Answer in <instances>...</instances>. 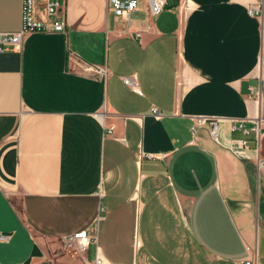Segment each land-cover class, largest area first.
Masks as SVG:
<instances>
[{
	"label": "crops",
	"instance_id": "1",
	"mask_svg": "<svg viewBox=\"0 0 264 264\" xmlns=\"http://www.w3.org/2000/svg\"><path fill=\"white\" fill-rule=\"evenodd\" d=\"M60 1L66 29L0 51V264H264V0Z\"/></svg>",
	"mask_w": 264,
	"mask_h": 264
},
{
	"label": "built area",
	"instance_id": "2",
	"mask_svg": "<svg viewBox=\"0 0 264 264\" xmlns=\"http://www.w3.org/2000/svg\"><path fill=\"white\" fill-rule=\"evenodd\" d=\"M116 17L129 19L131 14L139 7V0H108ZM166 0H149V9L151 14H159L165 7ZM186 8H191V0H185ZM64 8L60 0H22V24L19 30L0 31V51L7 46L20 47L23 37L27 32L33 31H60L66 29L67 22L64 18ZM250 14H255L259 18L264 16V5L262 2H257L248 7ZM74 55H71L73 57ZM85 68L99 73L106 77L109 73L108 68L103 64L86 63ZM125 83L133 89L139 91V85L133 76H124ZM158 113V109L154 110ZM212 125V133L217 139L218 118H209ZM200 121H206V118H201ZM255 125L252 128L246 127L245 118H234L231 124L232 130H242L245 133L255 131L259 137L262 133V122L259 118L254 119ZM242 145H247V139L239 140ZM264 163V161H262ZM7 235L0 231V239H5ZM90 237L86 236L85 232L62 235L66 249L85 250L90 243ZM253 250V249H252ZM245 264H256L257 256L253 250L249 257L243 260ZM93 264H103V258L99 255L95 257Z\"/></svg>",
	"mask_w": 264,
	"mask_h": 264
}]
</instances>
